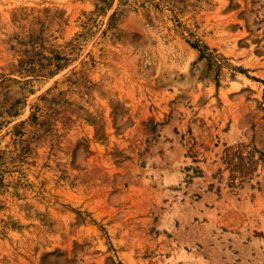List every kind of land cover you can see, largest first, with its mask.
<instances>
[{
	"label": "rangeland",
	"instance_id": "rangeland-1",
	"mask_svg": "<svg viewBox=\"0 0 264 264\" xmlns=\"http://www.w3.org/2000/svg\"><path fill=\"white\" fill-rule=\"evenodd\" d=\"M0 264H264V0H0Z\"/></svg>",
	"mask_w": 264,
	"mask_h": 264
}]
</instances>
